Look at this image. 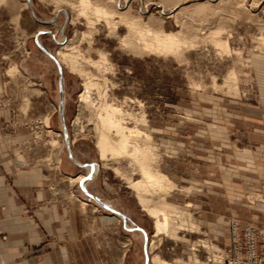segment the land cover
I'll return each instance as SVG.
<instances>
[{"label":"rangeland","instance_id":"374dc122","mask_svg":"<svg viewBox=\"0 0 264 264\" xmlns=\"http://www.w3.org/2000/svg\"><path fill=\"white\" fill-rule=\"evenodd\" d=\"M162 1L130 0L129 5L122 3L121 9L127 11L132 6L133 13L141 14L145 21L153 17L165 32L180 34L187 43L195 42L194 46H185L179 57H135L123 50L119 39L110 36L103 25H99L94 47L104 51L113 65L114 71L107 74L115 84L109 83V99H115L118 104L127 101L123 105L135 112L140 110L138 101L145 106L148 118L145 130L154 133L164 171L166 168L165 172L179 186L169 200L184 207L190 203L189 210L200 224V236L187 231L179 235L181 240L178 241L162 236L161 255L170 262L188 261L196 252L202 262L213 264L210 254L202 247L195 251L193 244L201 239L222 250L226 247L227 239L219 234L227 230L232 221L227 208L236 209L246 217L250 210L252 214H260L261 221L264 219V210L257 208L259 204L264 205V178L254 183L240 175L234 178L236 190L241 189L235 194L240 195L239 201L231 205L221 196L226 192L224 178L218 168L211 166L210 159L214 151L225 167L233 162L247 168L245 162L235 158L237 153L246 149L264 151V143H261L264 140V0ZM26 2L0 0V120L7 134L26 136L14 149L17 158L26 167L50 170L57 168L55 155L59 150H51L48 144L51 137L43 119L51 116V130L64 137L59 114V71L56 63L38 46L36 34L40 29L48 31L39 41L55 55L62 47L61 42L68 40L76 44L86 26L84 22L71 24L73 14L66 7L62 10L67 12L68 19L64 13L59 15L51 3L31 0L32 5L27 8ZM31 10L40 21L49 22L54 18L56 21L41 25ZM218 29H223L220 38L229 42L230 56L220 55L210 41ZM125 33V29L120 30V35ZM81 47L86 51L88 44L83 42ZM91 55L98 58L95 52ZM14 65L19 73L13 78L7 71ZM231 72L237 77L235 90L224 86ZM63 76L64 118L69 138L74 141L73 158L82 164L99 166L87 190L124 214L127 222L111 221L116 218L114 213L87 196L80 183L71 185L64 179L57 184V190L66 199L76 190L73 194H77L76 199L87 219V230L94 235L102 251V255L95 257V264H145L144 235L134 233L130 226L143 225L150 241L154 236L153 220L139 206L127 184L100 160L94 132L75 133L83 107L79 97L84 89L83 80L65 68ZM88 120L89 116L82 119L83 126L91 127ZM47 157H52L50 164ZM61 159V170L75 174L68 176L89 174L70 162L66 148ZM122 169L128 175L132 173L126 163ZM241 174L259 177L247 169H242ZM215 182L218 186L211 185ZM249 188L253 189L247 192ZM213 189L220 195L216 197ZM81 201L88 205L83 207ZM247 206L252 208L247 210ZM247 219L250 221L246 224L259 225ZM205 221L214 226H208Z\"/></svg>","mask_w":264,"mask_h":264},{"label":"bare ground","instance_id":"6f19581e","mask_svg":"<svg viewBox=\"0 0 264 264\" xmlns=\"http://www.w3.org/2000/svg\"><path fill=\"white\" fill-rule=\"evenodd\" d=\"M43 1L53 4L59 15L60 13L66 15L67 12L62 10V8H68L73 14L70 23L78 25L84 22L86 26V31L81 34V38L76 44L68 43V40L61 42L62 47L53 56L61 65L62 72L63 68H65L83 80L84 89L79 96L83 107L77 118L75 133L77 135H82L86 131L88 133L94 132L96 149L100 160L106 163L109 169L111 168L115 175L127 184V187L132 190L139 206L150 219L153 220L154 236L150 241H148L147 237L148 264H209L202 262L196 252L188 261L175 260L170 262L161 255L160 249L163 244L162 236L170 237L178 241L181 240L179 235L183 231L193 234L202 232L200 224L194 220L189 210V207L192 206L190 203L184 207L169 200V197L172 196L175 190H178L179 186L165 172L166 168L164 171L163 167L165 165L162 166L163 158L159 151L158 144H156L154 133L145 130V128L148 127L145 106L141 101L137 100L140 110L135 112V110L127 109L123 105H126L127 101L118 104L115 102V99H109V88H111L109 87V83H112L111 85L113 86L115 84L111 82L107 74L114 71L113 65L104 51L94 47L95 35L99 31V25H103L110 36L118 38L121 48L133 54L135 57L149 55H172L179 57L183 53L185 46H189V44L190 46H194L195 42L191 41L187 43L185 38L180 36V34L165 32L162 27L157 26V21L153 17H149L148 20L145 21L141 14L136 15L133 13L132 6H130L127 11H122V3L128 4L130 0ZM168 1L169 0H163L162 2ZM240 1L245 2V0ZM31 5V0H27L25 6L28 8L31 7ZM66 16L68 17V14ZM54 19L55 22L56 18ZM18 20L19 16L16 17L15 22ZM51 21L45 23L51 25L54 23H51ZM40 24L48 26L42 23ZM121 29H125L126 32L123 36L120 35ZM42 32V29H40L36 34L38 41L43 34ZM222 32L223 29H218L212 34L210 41L218 49L220 55L230 56L231 49L229 42L220 38ZM83 42L88 44V49L86 51L81 47ZM93 52L97 54V59L92 57L91 54ZM92 70H94L97 75ZM18 73L19 69L15 65L10 67L7 71V74L13 78ZM236 81L237 77L235 72H231L226 77L224 86L230 90H235L237 89ZM62 89L63 94L60 95L59 93V105L62 101L61 108L64 115L63 105L65 102V91L63 75ZM93 94L96 96V99L93 97ZM85 112L88 113L86 114ZM86 116H89L88 122L92 128L83 126L81 123L82 119ZM61 118L60 116V119ZM43 124L48 128L47 133L51 137L48 142L51 146V150H59L57 155L54 154L57 156V162L54 161L56 162V169L60 171L61 164L63 163L61 154L64 148L67 149L66 141L61 134L51 130V116H46L43 119ZM69 142L71 149L74 141H71L69 138ZM69 160L71 163L78 166L77 164L79 162L74 158L73 160L69 158ZM46 161L50 164L52 162V157H47ZM123 163H126L132 168L131 174L128 175L123 171ZM84 170L92 174L90 176L85 174H80L75 177L66 176L69 184L82 183L87 189L93 177L98 173L99 166L95 165L94 169L92 167H87ZM135 176H137V178H135ZM181 192L183 193V191ZM187 193H190V191H187ZM69 197L71 200L77 198L73 193H70ZM91 199L102 208L106 209L103 206L106 204H104L101 199L98 198V201L95 198ZM101 203H103V205ZM81 205L85 207L88 204L85 201H81ZM95 209L97 210V208ZM114 215L116 218H112L111 221L123 220V217L117 213H114ZM126 222L127 221H125V223ZM131 228L135 227L130 226V230ZM134 233L144 235L139 230H135ZM193 246L195 251L198 247H202L208 252L211 256L210 261H213V264H221L217 256V252H220L221 249L217 245L209 241L198 239Z\"/></svg>","mask_w":264,"mask_h":264},{"label":"crops","instance_id":"0c3cea01","mask_svg":"<svg viewBox=\"0 0 264 264\" xmlns=\"http://www.w3.org/2000/svg\"><path fill=\"white\" fill-rule=\"evenodd\" d=\"M2 127L0 120V231L6 236L5 240L0 239V264H95V257L102 255V251L94 235L87 230V219L84 218L79 201L66 199L57 190L60 181L75 174L65 169L57 171L26 167L14 153L16 145L26 136L9 135ZM213 140L218 141L214 137ZM211 154V166L218 168L224 178L222 183L226 192L221 193V196L226 197L231 205L239 201L240 195L236 197L235 194L241 189L238 187L236 190L234 178L240 175L253 183L258 178H264V151L261 149H246L237 153L235 158L245 162L247 168L233 162L225 167L214 151ZM242 169L259 177L243 175ZM211 185L218 186V183ZM252 189L249 188L247 192ZM73 191L75 194L76 190ZM212 192L216 197L220 195L214 189ZM257 208L264 210V205L259 204ZM227 210L232 221L228 223V229L219 234L227 239V245L232 222L245 225L250 221L247 218H251L259 225L264 224L260 214H252L250 210L248 217L236 209ZM208 222L205 221L208 226H214ZM259 225L260 228L264 226ZM140 227L146 230L143 225Z\"/></svg>","mask_w":264,"mask_h":264},{"label":"built area","instance_id":"2783aa9c","mask_svg":"<svg viewBox=\"0 0 264 264\" xmlns=\"http://www.w3.org/2000/svg\"><path fill=\"white\" fill-rule=\"evenodd\" d=\"M0 239H6L1 231ZM217 256L221 264H264V228L232 222L229 243Z\"/></svg>","mask_w":264,"mask_h":264},{"label":"water","instance_id":"95a60500","mask_svg":"<svg viewBox=\"0 0 264 264\" xmlns=\"http://www.w3.org/2000/svg\"><path fill=\"white\" fill-rule=\"evenodd\" d=\"M30 1V0H29ZM32 15H33V17L38 21V22H40V23H42V24H45V25H48L49 23H45V22H42V21H40L38 18H37V16L35 15V13H34V11L32 10ZM66 15H67V13H66ZM68 18V17H67ZM54 20L55 19H52V21H51V23H53L54 22ZM43 34H45V33H48V31H43L42 32ZM63 33V32H62ZM36 42H37V44H38V46L49 56V57H51V59H53V61H55V63H56V65H57V67H58V71H59V92H60V95H62L63 94V89H62V67H61V65L56 61V59H55V57L51 54V53H49L41 44H40V42L38 41V39L36 38ZM61 105H62V101H61V103H60V105H59V109H60V112H59V114H60V116L62 117L61 118V124H62V126H61V129H62V132H63V135H64V139H65V141H66V144H67V150H68V154H69V158L71 159V160H73V157H72V152H71V149H70V142H69V136H68V132H67V128H66V125H65V121H64V115H63V111H62V108H61ZM79 167H81V168H83V169H85V168H87V167H92L93 169H94V166H95V164L94 163H84V164H80V163H78L77 164ZM92 173H89L88 175L90 176ZM79 186H80V188L88 195V196H90L91 198H95L97 201H98V198L97 197H95V196H93L90 192H88V190L82 185V183L81 184H79ZM102 205H103V203H101ZM107 210H109V211H111L112 213H117L118 215H120V216H122L123 217V220L124 221H126V217H125V215L124 214H122V213H120L119 211H116L114 208H112V207H109V206H106V205H103ZM134 230H139V231H141L143 234H144V236H145V245H144V252H145V264H148L149 263V258H148V256H147V233H146V231L142 228V227H140V226H136V229L134 228Z\"/></svg>","mask_w":264,"mask_h":264}]
</instances>
